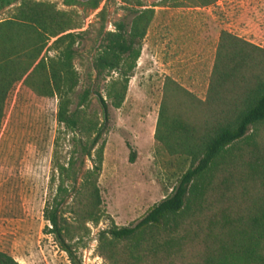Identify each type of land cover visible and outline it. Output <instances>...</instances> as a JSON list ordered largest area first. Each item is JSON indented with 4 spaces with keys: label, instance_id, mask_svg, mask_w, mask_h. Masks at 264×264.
<instances>
[{
    "label": "trees",
    "instance_id": "obj_1",
    "mask_svg": "<svg viewBox=\"0 0 264 264\" xmlns=\"http://www.w3.org/2000/svg\"><path fill=\"white\" fill-rule=\"evenodd\" d=\"M85 1L94 11L103 2ZM137 6L128 8L130 22L101 32L93 70L98 78L117 74L106 97L88 88L75 109L80 77L74 61L85 32L73 14L50 2L23 0L0 22V130L8 96L23 82L40 97L58 99V123L71 135L65 155L62 137L56 139L52 198L44 212L47 234L71 264H84L80 249L87 245L88 225L99 226L107 215L99 179L109 107L125 102L155 18V10ZM105 13L97 15L105 19ZM93 95L102 121L89 113ZM155 139L187 167L173 192L136 224L112 222L99 232V256L107 264H264V48L222 31L206 99L168 79ZM0 264L20 263L0 251Z\"/></svg>",
    "mask_w": 264,
    "mask_h": 264
},
{
    "label": "rangeland",
    "instance_id": "obj_2",
    "mask_svg": "<svg viewBox=\"0 0 264 264\" xmlns=\"http://www.w3.org/2000/svg\"><path fill=\"white\" fill-rule=\"evenodd\" d=\"M23 0H0V22L11 17ZM50 2L73 14L83 36L74 61L80 84L74 96L88 88L106 97L110 81L98 78L92 60L99 50L101 32L115 22H130L128 8L155 10L154 21L120 109L109 107L110 122L99 179L106 217L99 226L89 224L87 245L80 249L84 264H107L97 252L99 232L112 222L119 227L136 224L155 204L170 195L187 165L169 155L155 139L166 81L172 80L205 100L209 90L222 31H228L264 48V0H103L99 10L85 0H34ZM106 9L104 16L97 15ZM89 113L103 120L96 95ZM58 99L40 97L23 82L8 96L0 130V251L20 264H71L52 235L44 212L51 200L50 178L55 142L71 149V135L57 120ZM61 133V135H60ZM130 146L136 152L132 163ZM87 167L92 164L87 161Z\"/></svg>",
    "mask_w": 264,
    "mask_h": 264
}]
</instances>
